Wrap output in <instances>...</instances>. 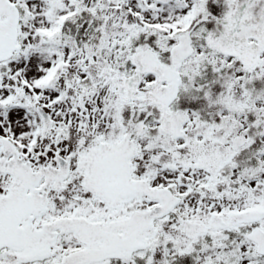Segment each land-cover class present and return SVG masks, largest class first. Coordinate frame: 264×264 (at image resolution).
<instances>
[{"label":"snow or ice","instance_id":"6c2138e0","mask_svg":"<svg viewBox=\"0 0 264 264\" xmlns=\"http://www.w3.org/2000/svg\"><path fill=\"white\" fill-rule=\"evenodd\" d=\"M0 264H264V0H0Z\"/></svg>","mask_w":264,"mask_h":264}]
</instances>
